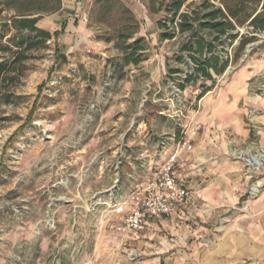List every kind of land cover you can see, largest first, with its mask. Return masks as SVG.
Listing matches in <instances>:
<instances>
[{
  "label": "rangeland",
  "instance_id": "1",
  "mask_svg": "<svg viewBox=\"0 0 264 264\" xmlns=\"http://www.w3.org/2000/svg\"><path fill=\"white\" fill-rule=\"evenodd\" d=\"M0 2L1 18L9 19L14 2ZM46 2L53 7L32 15L36 25L63 32L13 47L10 58L20 53L11 78L0 79V90L13 93L10 103L0 98V264H124L125 245L105 203L145 186L188 138L202 98L264 51V31L241 26L252 37L242 50L237 39L219 46L229 65L198 98V83L179 88L194 67L181 48L188 34L160 39L157 22L167 13L157 4ZM133 30L126 43L145 39L137 65L125 64L118 37ZM21 34L8 27L0 43Z\"/></svg>",
  "mask_w": 264,
  "mask_h": 264
},
{
  "label": "crops",
  "instance_id": "2",
  "mask_svg": "<svg viewBox=\"0 0 264 264\" xmlns=\"http://www.w3.org/2000/svg\"><path fill=\"white\" fill-rule=\"evenodd\" d=\"M202 104L195 123L201 129L194 124L187 134L191 149L179 151L183 161L177 166V179L192 190L194 206L148 218L123 244L126 252L139 250L142 256L124 264H264V184L258 195L245 196L241 163L230 155L252 140L264 145V51ZM251 108L254 128L248 122ZM110 216L114 227L118 216Z\"/></svg>",
  "mask_w": 264,
  "mask_h": 264
},
{
  "label": "trees",
  "instance_id": "3",
  "mask_svg": "<svg viewBox=\"0 0 264 264\" xmlns=\"http://www.w3.org/2000/svg\"><path fill=\"white\" fill-rule=\"evenodd\" d=\"M11 1L14 2L15 14H12L9 19L1 18L0 15V38L6 36L8 27L14 28L20 34L24 31L26 33L21 34L16 40L8 37L5 43H0L2 54L0 55V79L11 78L13 64L16 63L20 53V51H15L13 57L10 58L11 55L8 54L13 47L27 49L36 38L45 43L51 37L56 39L63 32L62 28L60 31L55 30L51 33L36 25L39 17L32 15L40 10L53 7L48 5L46 0ZM2 4L0 2V13ZM32 4L36 5L32 6ZM149 4L150 7L157 4L158 9L167 13L165 19L157 22L160 39L173 38L177 33L188 34L181 48L189 52L194 67L192 73L185 74L179 88L183 90L191 83H198L201 89L197 95L198 98L211 89L216 78L222 75L229 65L228 58H223L219 53L223 52V47L219 46L225 40L232 42L237 39L236 51L242 50L252 37L240 34L238 28L241 26L246 25L250 28V32L264 31V0H149ZM136 32L137 30H133L118 35L123 44L125 64L137 65L143 60L140 51L145 49L144 37L136 36L131 42L126 43ZM59 51L56 45L54 53L60 58L59 60L65 61V54ZM207 82H210V85ZM12 96V92L0 90V98L4 97L6 103L11 102Z\"/></svg>",
  "mask_w": 264,
  "mask_h": 264
},
{
  "label": "built area",
  "instance_id": "4",
  "mask_svg": "<svg viewBox=\"0 0 264 264\" xmlns=\"http://www.w3.org/2000/svg\"><path fill=\"white\" fill-rule=\"evenodd\" d=\"M255 113V108H251L248 113V122L252 128L256 126L253 119ZM201 126L195 124L194 130L201 129ZM190 141L189 137L179 141L175 151L159 164L145 186L131 192L124 199H111L105 203L111 213L118 216L114 229L121 244L132 233L140 232L148 218L168 216L180 208L194 206L192 190L177 179V166L183 161L179 151L190 150ZM230 155L241 163L246 185L245 196L258 195L264 184V145L252 140L241 148L233 149ZM126 254L129 261H136L142 256L139 250L133 249H129Z\"/></svg>",
  "mask_w": 264,
  "mask_h": 264
}]
</instances>
